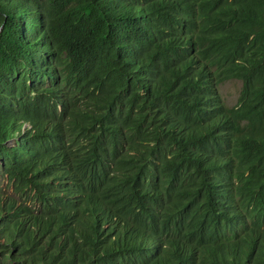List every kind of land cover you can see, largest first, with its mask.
Masks as SVG:
<instances>
[{"label": "trees", "instance_id": "obj_1", "mask_svg": "<svg viewBox=\"0 0 264 264\" xmlns=\"http://www.w3.org/2000/svg\"><path fill=\"white\" fill-rule=\"evenodd\" d=\"M0 167V264H264V0H0Z\"/></svg>", "mask_w": 264, "mask_h": 264}, {"label": "rangeland", "instance_id": "obj_2", "mask_svg": "<svg viewBox=\"0 0 264 264\" xmlns=\"http://www.w3.org/2000/svg\"><path fill=\"white\" fill-rule=\"evenodd\" d=\"M241 87V81L238 79H229L226 80L221 85L222 95L227 102V104H234L237 96L239 94V89ZM0 193H6L13 195L15 198L26 201L28 204H32L30 197L21 192L20 190H16L12 182L8 179L7 175L3 172L0 167Z\"/></svg>", "mask_w": 264, "mask_h": 264}]
</instances>
